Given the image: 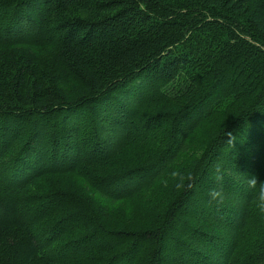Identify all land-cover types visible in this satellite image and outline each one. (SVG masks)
<instances>
[{"label": "trees", "instance_id": "trees-1", "mask_svg": "<svg viewBox=\"0 0 264 264\" xmlns=\"http://www.w3.org/2000/svg\"><path fill=\"white\" fill-rule=\"evenodd\" d=\"M168 262L264 264V0H0V264Z\"/></svg>", "mask_w": 264, "mask_h": 264}, {"label": "rangeland", "instance_id": "rangeland-1", "mask_svg": "<svg viewBox=\"0 0 264 264\" xmlns=\"http://www.w3.org/2000/svg\"><path fill=\"white\" fill-rule=\"evenodd\" d=\"M109 131H110V128H108L107 132L104 133V136H105V138H107V141L110 139L111 135L113 136L112 132L108 133ZM232 146L236 147V143H233ZM66 180H69V179H66ZM68 185L71 186L70 184H68ZM218 187H219V185H217L216 187L215 186L211 187L209 192H211L213 194V196L218 195L219 194V192H218L219 188ZM197 195L198 194H196V196ZM221 197H225V196H221ZM194 198L195 199H193V200H196V197H194ZM193 200L191 201V203H192L191 206H189L190 210L191 209L192 210L193 209L196 210V208H198V205L196 203H194ZM136 205L137 204L134 201H130V200L121 201L119 203H116L113 206L109 205L108 202L106 203L105 200H103V201L97 200V203L94 202V207L98 211H100L102 214L107 215L109 218H111L112 221H116L117 219H119V214L123 213L125 216L130 218V221L133 224L138 223V222H142L141 220H138L136 215H135L134 208H135ZM196 212H197V210H196ZM213 218L219 219L221 217L214 216ZM172 256H173V254L170 253L169 257H172ZM121 264H123V263H121ZM168 264H169V262H168ZM197 264H199V263H197Z\"/></svg>", "mask_w": 264, "mask_h": 264}]
</instances>
